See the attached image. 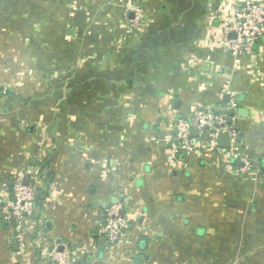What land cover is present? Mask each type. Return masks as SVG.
I'll list each match as a JSON object with an SVG mask.
<instances>
[{
  "label": "crops",
  "instance_id": "1",
  "mask_svg": "<svg viewBox=\"0 0 264 264\" xmlns=\"http://www.w3.org/2000/svg\"><path fill=\"white\" fill-rule=\"evenodd\" d=\"M235 1L0 0V199L31 170L37 205L22 247L0 200V264H58L56 242L77 264H264V38L223 51ZM197 109L240 160L206 130L170 160ZM114 205L119 245L99 236Z\"/></svg>",
  "mask_w": 264,
  "mask_h": 264
},
{
  "label": "built area",
  "instance_id": "2",
  "mask_svg": "<svg viewBox=\"0 0 264 264\" xmlns=\"http://www.w3.org/2000/svg\"><path fill=\"white\" fill-rule=\"evenodd\" d=\"M136 22L132 24L135 28L138 26ZM223 27L222 49L239 63L243 57L254 54L264 38V3L254 0H236L232 14L225 20ZM231 34H235V37L231 38ZM205 130L213 136L211 141L213 147H217V140L220 137L228 136L230 138L229 149H223L222 152L229 159H241L237 149L239 132L228 124L227 116L208 109H197L190 120L178 122L177 136L182 141V145L172 144L170 160L175 161L181 152L201 148L202 142L195 134L205 132ZM243 162L244 167L241 173L251 176L256 170L255 165L248 160H243ZM27 177L34 180L33 171L29 170L26 176H19L13 184L12 191L4 193L0 199L3 203L5 219L15 224L17 237L22 247L25 246L24 235L37 207L35 188L30 184H25ZM128 228L129 222L123 214V208L114 205L107 209L106 220L99 227V236L105 238L111 245L123 244ZM48 256L58 264H77L75 252L67 248L64 243H54Z\"/></svg>",
  "mask_w": 264,
  "mask_h": 264
},
{
  "label": "water",
  "instance_id": "3",
  "mask_svg": "<svg viewBox=\"0 0 264 264\" xmlns=\"http://www.w3.org/2000/svg\"><path fill=\"white\" fill-rule=\"evenodd\" d=\"M229 137L228 136H222L221 138H219V142H224L225 143V146H228V144H229ZM26 183V185L28 184V182L26 181L25 182ZM16 241H18V240H16Z\"/></svg>",
  "mask_w": 264,
  "mask_h": 264
}]
</instances>
